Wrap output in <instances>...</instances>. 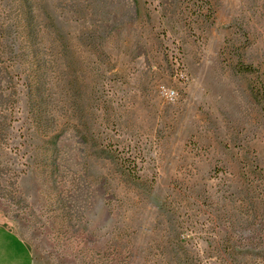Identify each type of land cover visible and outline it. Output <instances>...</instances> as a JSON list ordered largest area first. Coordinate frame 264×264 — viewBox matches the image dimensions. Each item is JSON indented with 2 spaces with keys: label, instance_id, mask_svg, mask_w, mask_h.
I'll return each instance as SVG.
<instances>
[{
  "label": "rangeland",
  "instance_id": "374dc122",
  "mask_svg": "<svg viewBox=\"0 0 264 264\" xmlns=\"http://www.w3.org/2000/svg\"><path fill=\"white\" fill-rule=\"evenodd\" d=\"M0 224L44 264H264V0H0Z\"/></svg>",
  "mask_w": 264,
  "mask_h": 264
},
{
  "label": "crops",
  "instance_id": "0c3cea01",
  "mask_svg": "<svg viewBox=\"0 0 264 264\" xmlns=\"http://www.w3.org/2000/svg\"><path fill=\"white\" fill-rule=\"evenodd\" d=\"M0 264H44L18 234L0 224Z\"/></svg>",
  "mask_w": 264,
  "mask_h": 264
}]
</instances>
